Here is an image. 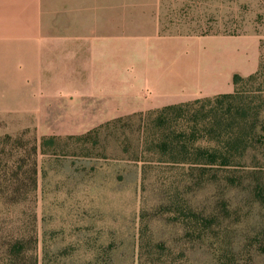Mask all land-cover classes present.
Segmentation results:
<instances>
[{"label":"rangeland","instance_id":"374dc122","mask_svg":"<svg viewBox=\"0 0 264 264\" xmlns=\"http://www.w3.org/2000/svg\"><path fill=\"white\" fill-rule=\"evenodd\" d=\"M160 21L161 32L254 33L260 38L259 62L264 60V0H163ZM2 108L0 264H7L1 255L17 239L28 253L25 264L32 257L39 264L206 263L198 253L189 254L194 244L184 217L159 208L177 187V206L184 210L199 189L186 165L148 155L131 158L138 117L126 115L127 122L104 129L98 141L81 146L67 138L106 122L64 120L72 115L18 121L20 116ZM50 137L57 143L42 147ZM125 143L131 144L130 154L124 152Z\"/></svg>","mask_w":264,"mask_h":264},{"label":"crops","instance_id":"0c3cea01","mask_svg":"<svg viewBox=\"0 0 264 264\" xmlns=\"http://www.w3.org/2000/svg\"><path fill=\"white\" fill-rule=\"evenodd\" d=\"M162 7L0 0V109L18 121L103 123L232 93L235 74L256 72L258 35L161 32Z\"/></svg>","mask_w":264,"mask_h":264},{"label":"trees","instance_id":"16d2710c","mask_svg":"<svg viewBox=\"0 0 264 264\" xmlns=\"http://www.w3.org/2000/svg\"><path fill=\"white\" fill-rule=\"evenodd\" d=\"M232 81V93L128 116L139 119L131 158L148 155L158 162L188 167L198 197L192 193L186 208L179 209L180 192L175 187L159 208L184 217L183 226L194 244L190 255L199 254L207 264L209 260L264 264V60L255 73L235 74ZM124 117L82 136H69L67 141L81 146L98 141L104 129L127 122ZM55 141L50 137L41 145L48 147ZM126 145L124 152L130 154L131 144ZM25 251L22 239H17L1 256L7 264H25ZM30 264H39L38 258L32 257Z\"/></svg>","mask_w":264,"mask_h":264}]
</instances>
